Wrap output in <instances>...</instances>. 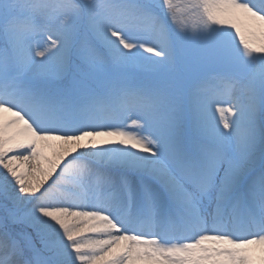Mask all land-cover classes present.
<instances>
[{
  "label": "snow or ice",
  "instance_id": "snow-or-ice-1",
  "mask_svg": "<svg viewBox=\"0 0 264 264\" xmlns=\"http://www.w3.org/2000/svg\"><path fill=\"white\" fill-rule=\"evenodd\" d=\"M0 264H264V0H0Z\"/></svg>",
  "mask_w": 264,
  "mask_h": 264
}]
</instances>
